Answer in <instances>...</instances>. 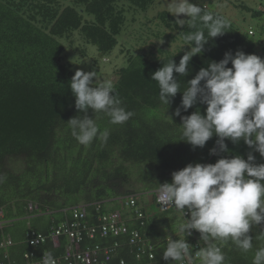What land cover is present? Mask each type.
Returning <instances> with one entry per match:
<instances>
[{"label": "trees", "instance_id": "1", "mask_svg": "<svg viewBox=\"0 0 264 264\" xmlns=\"http://www.w3.org/2000/svg\"><path fill=\"white\" fill-rule=\"evenodd\" d=\"M154 2L0 0V177H5L0 182V220L6 221L0 227V239L8 235L14 242L6 249L11 262L22 264L28 252L37 258L47 252L60 257L68 245L65 235L34 248L26 241L27 232L33 229L46 234L51 225L73 221L69 209L87 206L86 225L95 224L97 216L104 213L119 211L127 231L117 236L84 238L78 248H113L110 264L122 259L127 264H180L164 260L163 251L170 239L185 238L190 244V258L197 252L191 264H201L199 253L206 244L199 231L186 236L178 232L182 214L175 209L161 211L158 207L159 213H149L147 208L157 204L159 184L170 183L173 171L188 163H215L220 156L240 154L247 159L250 149L243 140L233 144L226 139L230 151L210 155L215 135L202 148L193 149L182 140V120L174 114L182 92L167 109L151 75L171 58L178 64L188 46L175 52L161 50L158 55L125 50L126 64L115 69L113 83L121 106L134 114L123 124H112L104 112L89 109L86 113L101 131L109 132L107 142L97 138L90 145H81L67 122L85 115L75 107L70 88L75 72L65 59L72 51L84 54V48L71 43L73 34L93 45L101 59L119 42L126 21L124 3L146 11ZM199 6L229 19L209 4ZM240 7L257 24L242 27L229 19L230 30L208 40L204 52L190 60L186 76L174 72L181 90L203 67L202 60L218 62L226 52L235 54L237 50L264 58V8ZM155 19L161 27L176 33L183 44V37L194 30L187 24L176 25V17L167 10L157 12ZM206 107L197 103L186 112L182 109L181 116L197 108L205 114ZM253 155L256 163H264L259 152ZM145 194L152 202L144 206L138 198ZM131 199L133 206H127ZM189 217L190 213L185 218ZM132 231L140 236L134 244L129 242ZM262 232L261 225L250 230L253 248L248 252H242L230 239L223 243L224 264H252L255 251L264 247V237L257 238Z\"/></svg>", "mask_w": 264, "mask_h": 264}, {"label": "clouds", "instance_id": "2", "mask_svg": "<svg viewBox=\"0 0 264 264\" xmlns=\"http://www.w3.org/2000/svg\"><path fill=\"white\" fill-rule=\"evenodd\" d=\"M170 8V13L177 17L176 25L187 24L194 30L183 37L185 43L181 50L188 48L179 63L171 58L151 75V80L158 83L161 103L168 109L176 94L182 92L181 103L174 114L182 120V140L193 149L204 147L215 135L217 140L209 150L210 155L228 153L226 139L233 144L243 140L250 151L247 159L236 154L220 156L215 163H188L172 172L170 183L159 184L158 200L161 206L172 205L182 214L178 232L186 236L191 235L193 229L199 231L206 244L199 253L201 264H224L223 243L230 239L242 252H248L253 248L250 230L253 226H264V163H256L253 155L259 152L264 157V58L242 50L235 54L226 52L223 59L202 67L181 90V81L174 72L186 76L192 57L204 52L210 38L230 30V21L190 0H172ZM181 14L187 19H181ZM229 62L231 67H228ZM95 81V71L82 69H77L70 81L75 107L85 115L67 122L72 135L85 146L97 138L107 142L109 136L107 130L101 131L95 120L86 114L89 109L104 112L112 124H123L134 114L121 106L113 81ZM197 103L207 105L205 114L197 108L192 114L181 116L182 109L186 112ZM4 179L0 177V182ZM185 206L189 218H185ZM262 237L264 232L257 238ZM163 259L183 264L190 260V244L185 238L170 239ZM42 260L43 264H56L51 252L44 253ZM252 264H264V247L255 251Z\"/></svg>", "mask_w": 264, "mask_h": 264}, {"label": "rangeland", "instance_id": "3", "mask_svg": "<svg viewBox=\"0 0 264 264\" xmlns=\"http://www.w3.org/2000/svg\"><path fill=\"white\" fill-rule=\"evenodd\" d=\"M172 0H155L146 11L138 10L124 3L126 21L121 35L118 36L117 46L106 57L99 58L96 48L93 45L84 43L83 38L78 33L71 37L73 46L84 48V54L72 51L66 54L65 59L71 64L72 70L77 69L84 71H95V83L104 80L115 81V69L124 66L126 63V49L130 52L142 53L149 55L151 51L158 55L161 50L175 52L181 49L183 42L172 33L159 25L155 19L157 12L161 10L171 11L170 5ZM192 3L209 4L219 12L225 14L229 19L242 27L256 25L257 21L252 19L251 15L240 7L245 4L257 9L264 8V0H190ZM176 17V16H175ZM177 18V17H176ZM181 19H187L184 14L180 15ZM160 41H163L162 43ZM186 46L184 50H186ZM159 50V51H158ZM81 54V55H80ZM210 60H202L203 67H207ZM95 80V78H93ZM138 198L142 205L152 202L150 195ZM149 213H159L156 204L148 206Z\"/></svg>", "mask_w": 264, "mask_h": 264}, {"label": "built area", "instance_id": "4", "mask_svg": "<svg viewBox=\"0 0 264 264\" xmlns=\"http://www.w3.org/2000/svg\"><path fill=\"white\" fill-rule=\"evenodd\" d=\"M156 202L161 211H167L169 209H176L174 206L169 205L167 207H163L160 205L158 200V193L156 194ZM127 206H133L134 201L131 199ZM85 207L82 206L79 208H72L70 213L72 214L73 221L62 222V224L56 228L52 232H47L46 234H39L37 236L33 234H28L29 240L33 243L34 248L39 246L40 244L46 242L47 240L54 241L55 238L59 236L65 235L68 238V245L65 247L63 254L59 258L56 259V264H110L111 261V252L112 249L100 248L98 245H95L91 249L86 247L85 249H80L79 244L82 242L84 238H94L95 236L106 237L107 235L117 236L122 233H126L127 226L125 225V221L123 216L119 211H112L108 213H104L100 216H97V222L91 226L86 225V217L87 213ZM98 210V207L97 209ZM186 215L187 209L185 206ZM141 216V214H138ZM136 240H140V236L137 231H132L129 242L134 244ZM4 242H11L10 239H0V248H6L7 244ZM12 243V242H11ZM117 243H115L116 245ZM76 245V248L74 247ZM149 258H152L153 255L150 252V248L148 250ZM101 254V258L99 259V255ZM197 257V253H195ZM42 257H34L33 252L25 253L24 262L22 264H43ZM190 260H186L183 264L190 263ZM0 264H5L2 259H0ZM8 264H16V263H8ZM115 264H127L125 260H119Z\"/></svg>", "mask_w": 264, "mask_h": 264}, {"label": "bare ground", "instance_id": "5", "mask_svg": "<svg viewBox=\"0 0 264 264\" xmlns=\"http://www.w3.org/2000/svg\"><path fill=\"white\" fill-rule=\"evenodd\" d=\"M71 211V210H70ZM66 222V221H65ZM6 224V221H2V220H0V227H3V225H5ZM62 223H59V224H57V225H51L50 226V228H49V230H48V232H52V231H54L56 228H58L60 225H61ZM32 231V232H31ZM31 232V233H30ZM33 234V235H35V236H37V235H39V234H43L42 232H37L36 230H33V229H31V230H29L28 232H27V234H26V241L28 242V244L31 246V245H33V243H31V241H33V240H29V237H28V234ZM45 234V233H44ZM108 236V235H107ZM2 239H10L11 240V242H4V244H7V247L6 248H0V259H2V261L5 263V264H8V263H13V262H11L9 259H8V254H7V250L6 249H8V247H10V246H12L13 245V240L10 238V236H4ZM35 252V251H34ZM37 257V256H36ZM59 258V257H58Z\"/></svg>", "mask_w": 264, "mask_h": 264}, {"label": "water", "instance_id": "6", "mask_svg": "<svg viewBox=\"0 0 264 264\" xmlns=\"http://www.w3.org/2000/svg\"><path fill=\"white\" fill-rule=\"evenodd\" d=\"M156 194H157V192H156ZM157 205V207H158V204H156ZM186 209H187V206H186ZM176 210V209H175ZM168 211V210H167ZM187 216V215H186ZM195 229H193V230H191V233L194 231ZM193 247H196L197 248V245L195 244ZM197 253V252H196ZM194 259H197V257L195 256V253L192 255V257L190 258V264L192 263V261L194 260Z\"/></svg>", "mask_w": 264, "mask_h": 264}]
</instances>
